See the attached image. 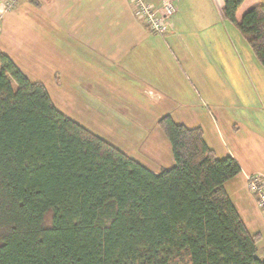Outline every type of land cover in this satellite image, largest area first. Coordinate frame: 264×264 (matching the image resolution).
<instances>
[{
    "label": "trees",
    "instance_id": "1",
    "mask_svg": "<svg viewBox=\"0 0 264 264\" xmlns=\"http://www.w3.org/2000/svg\"><path fill=\"white\" fill-rule=\"evenodd\" d=\"M223 0V19L264 67V4ZM172 164L152 171L67 116L0 51V264H264L258 232L200 126L156 120Z\"/></svg>",
    "mask_w": 264,
    "mask_h": 264
},
{
    "label": "crops",
    "instance_id": "2",
    "mask_svg": "<svg viewBox=\"0 0 264 264\" xmlns=\"http://www.w3.org/2000/svg\"><path fill=\"white\" fill-rule=\"evenodd\" d=\"M5 1L0 0V10ZM175 6L166 31L155 33L134 17L129 0H17L2 16L0 51L29 79L42 82L61 111L67 102H84L88 112L133 125L131 150L139 153L114 145L152 171L173 162L158 118L169 114L187 126H200L217 157L229 154L240 167L225 188L246 228L260 234L257 254L264 257V216L246 185L248 174L264 181V93L253 105L230 97L214 51L220 49V27L227 28L223 0H175ZM238 57L235 64L246 72ZM225 97L237 110L231 117L221 107ZM210 103L216 104L213 109ZM221 119L231 124L227 135L219 127ZM145 120L151 121L149 127Z\"/></svg>",
    "mask_w": 264,
    "mask_h": 264
},
{
    "label": "rangeland",
    "instance_id": "3",
    "mask_svg": "<svg viewBox=\"0 0 264 264\" xmlns=\"http://www.w3.org/2000/svg\"><path fill=\"white\" fill-rule=\"evenodd\" d=\"M212 9H214L213 6H212ZM226 22H227L226 23L227 28L222 29V27H220L219 29L220 36H218V40H219L220 49L215 47L214 51L216 49L218 50L220 65H221L223 74L226 78V81L228 82V85L230 86V89H231L230 97H237L239 99L243 97L245 100L243 99L241 100L244 101L247 105L256 104L255 102L258 100V97H260L264 93V67L254 57L252 50L250 49L249 45L246 43L240 30L233 23L228 22V21ZM235 50H237V52L234 54ZM236 57H238L241 61H243V63H245L244 69H246V72L242 69V66H238L235 64L236 63L235 61L237 59ZM225 62L228 63L229 67L225 64ZM63 77L64 79H66L65 75H63ZM237 81L239 82L238 84H236ZM215 89L216 87L214 86L210 88V90L212 91H214ZM230 97H225L228 99L225 101H222L221 107L224 109L226 115L229 114V116L231 117V113L237 110L233 111V109L231 108ZM203 99L206 102H208L207 98L203 97ZM215 105L216 104H211V103L209 104L211 109H213ZM85 107H86V104L84 102L80 104L71 103V105L70 103L67 102L64 105V108L62 109V111L67 116L76 120L80 124L86 126L93 132L105 138H108L109 141L121 147L122 149L126 150L127 148L129 150H126V151L133 152V153H139L138 151L131 150L133 147L131 145L133 141L131 137H132V134L135 132V128L133 127V125L131 124H129V126L123 125L122 119L116 120V119H106V118L99 117L98 114L88 112ZM242 111L244 112V109ZM238 113H239V110H238ZM214 116H215V112H214ZM204 120L205 118L203 119V124L206 127V122ZM127 121L128 120H124V122H127ZM134 121L137 122L138 120H134ZM144 123L147 127H149L151 121L145 120ZM226 126H231L230 122H226L223 119L219 120V127L223 131V134L225 135H227V131L225 130ZM210 132L212 133V131ZM208 135L210 138L213 134L211 135L208 134ZM211 144H212V147L214 145V147L217 149L219 153V146L215 142L214 136L212 138ZM157 152L158 151H154V154L157 155ZM139 157H143V156H139ZM164 161L165 163H169L167 162L168 159L166 158L164 159Z\"/></svg>",
    "mask_w": 264,
    "mask_h": 264
},
{
    "label": "built area",
    "instance_id": "4",
    "mask_svg": "<svg viewBox=\"0 0 264 264\" xmlns=\"http://www.w3.org/2000/svg\"><path fill=\"white\" fill-rule=\"evenodd\" d=\"M17 0H6L0 10V28L3 14L13 7ZM133 6L132 14L155 33H164L168 19L175 13V0H129ZM246 185L255 195L258 207L264 216V181L258 174L246 175Z\"/></svg>",
    "mask_w": 264,
    "mask_h": 264
}]
</instances>
